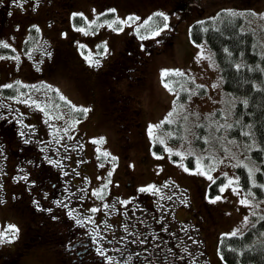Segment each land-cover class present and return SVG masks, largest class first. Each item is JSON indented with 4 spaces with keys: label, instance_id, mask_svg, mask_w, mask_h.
Instances as JSON below:
<instances>
[{
    "label": "rangeland",
    "instance_id": "obj_1",
    "mask_svg": "<svg viewBox=\"0 0 264 264\" xmlns=\"http://www.w3.org/2000/svg\"><path fill=\"white\" fill-rule=\"evenodd\" d=\"M109 1L113 2V7L119 9L120 13L126 12L125 22L121 17L114 16L111 6V9L100 11L101 6L97 0H82L73 11L65 14L58 8L47 9L42 6L43 0H26L35 3V23L39 32L27 44L28 50L19 55L22 58L27 52L30 63L20 65V77L25 83L38 82L54 89L74 108L88 109L84 118H74L66 108L56 106L49 98V110L47 107L46 110L50 128L54 130L50 132L47 143L51 147L86 148L90 145L96 161H112L111 156H105L104 153L113 152L112 147L118 146L120 141L114 110L120 114L124 111L126 127L121 130V134L128 136V144L134 152L145 157L144 166H167L183 180V193L186 197L178 200L177 204L184 207L188 221L196 224V247L199 239L196 234L198 226L201 222L204 223L199 228L204 232L206 241V264H229L218 252L220 237L241 234L250 224L264 216V199L254 197L241 187L236 169L238 165L244 166L251 184H256L257 166L250 158V150L255 143L243 144L228 134L237 97L224 89L213 51L205 42H194L189 28L201 16L226 7L236 12L241 11L246 26L260 32L264 29V0H192L180 7L176 0ZM10 4L12 3L9 6ZM22 6L26 7L27 3ZM11 9L9 12L6 10V13L12 14L10 19L7 16L4 21L0 42L10 43L4 35L9 30L19 35L24 29L22 19L28 20L32 11L23 9L12 12ZM156 12L166 15L167 26L152 34H143L142 24ZM26 14L27 17H22ZM79 20L82 22L79 23ZM173 29L172 41L167 42L169 35L166 32ZM259 32L257 37L262 42V34ZM18 39L17 37L16 40ZM38 41L46 48L44 55L41 51L36 52ZM141 41L145 45L153 43L154 46L148 49ZM128 42L136 50L126 57L125 63L119 64L117 61V73L111 68L115 63L110 65L109 61L120 56ZM5 56L0 55V58H4L0 60V84L7 86L17 80L12 72L13 62L16 60ZM137 57L140 63L135 69L133 61ZM176 70L192 79L197 87L203 86L205 91L199 93L197 88L186 87L189 93L186 97L179 98L177 87L172 86V81L177 76L169 80L164 79L166 75L162 77V72L174 74ZM106 82L116 86L118 96L113 102L108 100ZM165 83L167 88L164 87ZM34 94L39 100L35 98L32 102V97L16 98L14 104L18 105L21 114H15L14 111L6 114L4 110V116H9L10 121L17 120L20 142L21 135H26L23 130H31L23 119L25 114L33 112V106H37L38 101L42 103L39 110L46 103L45 90L30 91V96ZM0 105L5 106L1 101ZM217 109L221 110V114L212 116ZM169 113L172 115L169 116ZM178 120L181 132L173 131L171 127L162 128L164 122L173 124ZM204 120L207 124L203 126L199 136L197 127ZM157 125L159 127H155ZM67 126L78 135L69 133ZM150 126L153 127L150 129ZM100 132L108 135V141L105 142L106 137ZM26 136L28 141L30 138ZM155 141L162 145L160 153L153 150ZM1 150L0 148V167L14 168L15 162L12 159H8L6 163L3 161L4 153ZM135 162L134 160L133 164ZM220 177L223 180L218 184V192L209 195L210 184ZM0 201V232H4L10 225L17 229L14 239L11 238V233H7L5 239H10L11 242L0 244V248L13 251L24 237L26 225L22 214L11 209L7 190L1 185ZM30 245L15 264H57L41 248ZM196 264H201V259L196 258Z\"/></svg>",
    "mask_w": 264,
    "mask_h": 264
},
{
    "label": "flooded vegetation",
    "instance_id": "obj_2",
    "mask_svg": "<svg viewBox=\"0 0 264 264\" xmlns=\"http://www.w3.org/2000/svg\"><path fill=\"white\" fill-rule=\"evenodd\" d=\"M43 1L42 6L47 9L58 8L65 14L82 0ZM97 1L102 10L111 6L117 16L121 15L113 2ZM9 3L12 4L9 6ZM24 3L26 7L22 6ZM34 6L35 3L26 0L23 3L22 0H0V33L6 17L10 19L12 14L6 10L32 9L28 20L22 19L24 29L19 35L13 30L4 34L11 44L0 42V49L9 52L5 58L16 60L11 70L17 79L22 78L20 65L29 63L27 52L22 58L19 55L28 50L27 44L34 37L31 34L39 32ZM38 51L42 55L46 52L41 41H38ZM14 85L26 91L30 90L28 87L37 86L29 82ZM2 87L4 85L0 84V90ZM47 100L42 110H39L42 103L38 101L33 112L25 114L24 120L31 130L23 132L30 139L26 141L27 136L21 135V142L17 120L10 121L9 116H4V110L6 114L13 111L21 114L20 108L0 100L5 105H0L3 161L15 162L14 168L0 167V185L7 190L11 209L22 214L28 234L25 238L33 241V248H41L57 264H196V258L206 264V241L199 228L204 223L198 226L196 247V224L188 221L184 207L177 204L186 197L183 180L167 166H144L145 157L134 152L128 144V136L121 134L126 127L125 112L116 111L120 141L118 146L112 147L113 152H108L112 161H96L90 145L86 148L49 146L51 128ZM99 134L105 135V142L108 141L105 132ZM204 210L206 213V206ZM15 249L0 248L1 260L17 261L26 251L23 248L20 253Z\"/></svg>",
    "mask_w": 264,
    "mask_h": 264
},
{
    "label": "trees",
    "instance_id": "obj_3",
    "mask_svg": "<svg viewBox=\"0 0 264 264\" xmlns=\"http://www.w3.org/2000/svg\"><path fill=\"white\" fill-rule=\"evenodd\" d=\"M190 2L191 0H176L179 7ZM229 12L234 11L228 8H219L214 13L193 21L189 28L190 37L194 42H205L213 51L220 68L224 89L237 97L232 110L233 121L228 127V134L239 142L255 143V146L250 150V157L257 166L256 184H251L249 173L242 165L236 167L238 182L254 197L264 199V29L259 32L252 27H246L243 15L232 16L228 14ZM158 14L154 13L142 24L143 34L150 33L165 24V14L163 13V16ZM81 22L82 20H79V23ZM258 32L262 34V42L257 37ZM168 35L166 41L170 42L172 33L170 32ZM128 47H131V44L128 43ZM139 61L140 59L136 58L135 63H139ZM174 76V74H168L165 80ZM176 76V79L172 81V86L179 88V98L186 97L189 93L186 87L197 88L199 93L205 91L203 86L197 87L184 75ZM106 84L110 88L109 96L113 102L118 96V92L111 82H106ZM16 92L14 87L1 89L2 95L6 98L13 97ZM51 97L58 104L63 103L67 107L69 106L54 90L51 91ZM80 109L74 111L77 117L85 115V112ZM220 114L221 110L217 109L212 116ZM206 120L197 127L199 136L203 126L207 124ZM168 127H171L173 131L181 132L179 121L173 124L164 122L163 128ZM154 147L158 150L159 145L156 144ZM222 180L223 178L220 177L210 184L209 195L218 192V184ZM24 236H28V234L25 233ZM21 243L23 245L17 247V252L23 248L28 249L33 241L26 237ZM218 251L226 263L264 264V216L250 224L241 234L222 235L218 242ZM16 262L19 261L3 260L1 264H15Z\"/></svg>",
    "mask_w": 264,
    "mask_h": 264
},
{
    "label": "snow or ice",
    "instance_id": "obj_4",
    "mask_svg": "<svg viewBox=\"0 0 264 264\" xmlns=\"http://www.w3.org/2000/svg\"><path fill=\"white\" fill-rule=\"evenodd\" d=\"M228 14L229 15H232V16L242 15V13H239L238 14V13H234V12H229ZM158 15L163 16V13H159ZM165 19H167V17H165ZM165 26H167V25H165ZM4 46L7 47V45H4ZM174 74L175 75H183V73L179 72V70H176ZM165 75H168V72L167 71L162 72V77L165 76ZM162 83H163V79H162ZM164 87L167 88L168 85L165 83L164 84ZM61 98L63 99V97H61ZM80 110L83 111V112H85V113L88 111V109H80ZM171 115H172V113H169V116H171ZM152 127L153 126H150V129ZM155 127H159V125H157ZM104 155L107 156L108 153H104ZM185 170H187V169H185ZM109 175H110V173H109ZM145 190L146 189H141V191H145ZM221 191H224V189L221 188ZM217 199H219V197H217ZM0 202H2V201H0ZM241 203H245V201H241ZM93 211H95V209H93ZM16 232H17V229L15 228V226H11V225L6 230H4V232H0V244L5 243V242H11L10 239L6 241L5 236L7 235V233H11V238L14 239L15 238V235H16ZM233 235H235V233H233Z\"/></svg>",
    "mask_w": 264,
    "mask_h": 264
}]
</instances>
